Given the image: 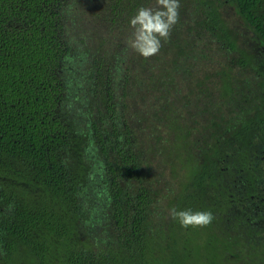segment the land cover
I'll list each match as a JSON object with an SVG mask.
<instances>
[{
  "label": "trees",
  "instance_id": "16d2710c",
  "mask_svg": "<svg viewBox=\"0 0 264 264\" xmlns=\"http://www.w3.org/2000/svg\"><path fill=\"white\" fill-rule=\"evenodd\" d=\"M141 6L0 0V264H264V0H180L149 58Z\"/></svg>",
  "mask_w": 264,
  "mask_h": 264
},
{
  "label": "clouds",
  "instance_id": "9594fccd",
  "mask_svg": "<svg viewBox=\"0 0 264 264\" xmlns=\"http://www.w3.org/2000/svg\"><path fill=\"white\" fill-rule=\"evenodd\" d=\"M158 7H139L129 18L131 35L128 46L144 58L158 54L167 42L171 30L178 23L180 0H156ZM171 216L182 228L206 226L212 223L210 210H171Z\"/></svg>",
  "mask_w": 264,
  "mask_h": 264
},
{
  "label": "rangeland",
  "instance_id": "374dc122",
  "mask_svg": "<svg viewBox=\"0 0 264 264\" xmlns=\"http://www.w3.org/2000/svg\"><path fill=\"white\" fill-rule=\"evenodd\" d=\"M222 10H224L223 13H224L225 17L227 18V20H229V22H232V24L235 25L234 27H236V25H237L238 28L236 31L240 34V40L245 41L247 47H249V48L254 47L250 32H248L247 28L245 26H243L242 22L238 19L239 17H237L236 14L228 8V6H223ZM213 52L214 51H212L211 53L213 54ZM167 57H168V55L165 56V58H167ZM184 83H186V82H184ZM177 86L179 87L180 85L178 84ZM181 86H182V88L185 87L183 84H181ZM184 89L186 90V87ZM182 92H183V90H182ZM150 132L151 131L149 129H147V133L150 134Z\"/></svg>",
  "mask_w": 264,
  "mask_h": 264
}]
</instances>
